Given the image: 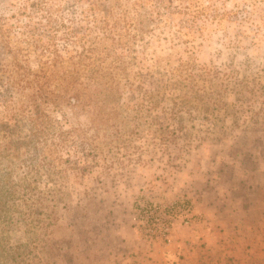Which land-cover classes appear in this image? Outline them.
<instances>
[{"label": "rangeland", "instance_id": "374dc122", "mask_svg": "<svg viewBox=\"0 0 264 264\" xmlns=\"http://www.w3.org/2000/svg\"><path fill=\"white\" fill-rule=\"evenodd\" d=\"M49 1L0 0L11 50H0V85L15 60L35 71L51 59L37 48L50 38L41 18ZM76 1L53 3L88 9ZM135 1L101 3L159 16L145 45L124 54L108 46L109 57L95 62L103 81L112 58H121L124 70L113 71L107 95L93 84L86 92L92 105L40 106L41 133L50 116L48 135L69 137H31L27 112L0 105V264H106L109 249L118 247L112 233L134 229L139 201L188 198L203 221L192 192L210 182L264 183V0ZM139 20L130 22L136 28ZM63 25L84 33L85 24ZM87 27L92 40L97 32ZM185 28L193 37L178 41L176 31ZM65 32L54 40L64 60L80 50ZM54 68L50 90L58 95L67 68ZM88 74H78L82 83H90ZM15 110L20 124L1 125ZM78 129L96 137H76Z\"/></svg>", "mask_w": 264, "mask_h": 264}, {"label": "trees", "instance_id": "16d2710c", "mask_svg": "<svg viewBox=\"0 0 264 264\" xmlns=\"http://www.w3.org/2000/svg\"><path fill=\"white\" fill-rule=\"evenodd\" d=\"M43 1V0H42ZM51 1V0H50ZM49 1V2H50ZM47 5L44 14L41 18L45 21L44 25L50 29V38L48 41L42 45H38L37 48L45 54L46 57L51 58L46 61H39L38 67L35 71H29L28 69L17 63L16 60L12 65V71L6 78L4 82H1L0 88L4 87V90L0 91V105L6 103H13L17 105L16 110L22 113L27 112L28 122H29V132L31 137H69L71 132H62L55 135L49 136L47 133V127L52 121L50 116H47V126L45 130L41 133L40 124L45 115L40 113V106L46 107H58L62 105L69 106H89L90 99L87 96L88 88L93 84L94 86H103L102 92L106 95L110 90L111 86V75L113 71L122 72L124 67L121 65V58L115 57L112 58L111 62L108 65V73L102 76L103 81H100L99 78V67H94L95 62L100 64L104 61L105 58H108L110 53L108 46L114 49H120V52L128 51L129 48H133L134 45L139 42L145 45V37L150 36L152 29H150L151 24H157L158 12L152 11L149 13H142L138 10H134L130 14L129 10L120 9L115 10L110 7H101L102 0H78L77 3L88 4V9L81 10L79 13L75 9L74 3L65 11L60 9L53 3ZM107 1V0H104ZM143 0H136L134 5H140ZM41 3V2H40ZM38 5V4H37ZM40 9L41 4L38 6ZM45 8V7H44ZM80 15V18L78 17ZM140 19L138 24L135 25L130 22V19ZM71 20V23H76V26L79 24H85V27L81 25V28L84 29V33L81 35L78 34L81 29L79 26L72 27L63 25V20ZM57 21H60L59 26L55 25ZM93 26L94 31L97 32L94 39L88 40V34L91 30L90 27ZM63 28L65 31V36L67 40H72L70 38H76L79 42L78 51L72 52L69 51V57L67 62L62 59L59 55L58 49L54 44L55 38L59 34V30ZM87 32V34H85ZM175 38L179 41L181 37H193L190 29L177 30ZM9 35L8 29L4 26H0V50L2 53L11 51L6 46V39ZM186 41H181V43ZM146 44H149V41H146ZM65 48L64 46H62ZM66 53L68 50L64 49ZM50 55V57H49ZM69 65V66H67ZM60 66L62 68H67L65 73H60L63 77V85H61L60 93L56 95V92L50 90L49 77L55 72L51 67ZM87 70L89 76H87V81L90 83H82L78 74L81 71ZM98 71V72H97ZM5 92V94H4ZM16 95L17 99H14L13 96ZM8 97V101L5 99ZM107 99V96H104V100ZM17 100V102H13ZM8 108V106H5ZM15 110V115L9 117L8 119L1 120V125L8 123L20 124V119L17 118L18 112ZM40 123V124H39ZM77 133L76 137H96L90 133V129H78L75 130ZM46 133V134H45ZM90 133V134H89Z\"/></svg>", "mask_w": 264, "mask_h": 264}, {"label": "crops", "instance_id": "0c3cea01", "mask_svg": "<svg viewBox=\"0 0 264 264\" xmlns=\"http://www.w3.org/2000/svg\"><path fill=\"white\" fill-rule=\"evenodd\" d=\"M210 184L191 193L202 223L176 225L169 245L148 244L124 226L112 233L118 247L106 264H264V183Z\"/></svg>", "mask_w": 264, "mask_h": 264}, {"label": "built area", "instance_id": "2783aa9c", "mask_svg": "<svg viewBox=\"0 0 264 264\" xmlns=\"http://www.w3.org/2000/svg\"><path fill=\"white\" fill-rule=\"evenodd\" d=\"M188 198L169 203L145 199L135 206L131 224L139 237L148 244L169 245L176 225L189 227L202 223Z\"/></svg>", "mask_w": 264, "mask_h": 264}]
</instances>
